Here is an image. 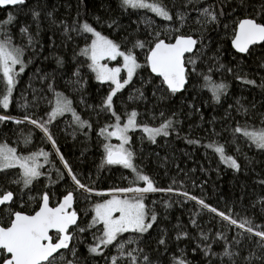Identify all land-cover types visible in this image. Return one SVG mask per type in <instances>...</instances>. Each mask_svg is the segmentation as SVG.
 Masks as SVG:
<instances>
[{
	"label": "snow or ice",
	"instance_id": "1",
	"mask_svg": "<svg viewBox=\"0 0 264 264\" xmlns=\"http://www.w3.org/2000/svg\"><path fill=\"white\" fill-rule=\"evenodd\" d=\"M200 2L201 0H183V6L187 9L188 5H198ZM79 3L82 4L83 0H79ZM240 5L242 10H246L245 0H240ZM9 6L17 12L23 11L27 0H0V8ZM118 7L129 16L144 10L171 24L153 27V19L145 16L142 21L144 29L137 23L134 30L136 35H133L117 19H110L108 28L127 33L117 42L108 35H103L87 20H81L79 11L71 23L61 20L58 25L52 12L46 14L53 25L61 28L64 37L61 43L64 47L70 41L82 38L83 46L77 44L78 51L74 50L77 67L73 75L76 80L71 83L78 85L76 91H82L88 80L82 77L81 69L86 68L99 85L98 103L86 104L82 96L80 99V103L85 104L96 115L95 126L91 117L82 119L73 107V100L57 90L54 73L39 77L42 88L33 89L30 100L21 94L23 102L19 106L24 110L22 116L16 117L8 111L14 102L19 77L25 72L27 65L32 63L31 57H38L43 50V44L39 40L41 13L34 8L29 9L37 22V31L33 34L28 26L20 27V36L26 40L21 43L16 42L9 27L16 19L13 13L9 11L6 19L0 21V125L6 126L7 122H11L17 126H25L15 130L17 145L23 143L27 147L32 137L36 136L41 144H50L52 149L50 152L37 147L25 155L18 152L17 147L9 146L6 142L0 143V264H99L96 258L103 259L105 264H158V258H154L152 253H159L161 246L167 252L168 242L166 234H160L156 238V248L151 247L150 230L157 225L158 217L155 209L149 208L145 200L149 194L154 193L182 196L183 202L195 201L202 210L214 213L229 226L242 230L231 238L223 232H217L214 237L201 232V240L209 241L211 238V243L203 246L198 243L192 251L195 253L199 250L208 258V264H213L212 257L217 258L219 264H237L245 241L259 250V255L250 251L243 258L245 264H252L253 260L264 264V224H253L250 219L238 221L195 195L181 191L182 183L179 188L171 185L167 188L160 187L135 162L134 137L129 133L139 130L142 133L140 139L143 141L146 137L153 144L157 143L158 137L168 138L173 132L178 135L176 125L180 121L175 119L176 112L171 111V115H166L161 108L158 126L149 125L146 121L138 120L140 113L135 108L129 111L123 100V90L129 85L132 87L127 99L132 102L144 100V87L151 85L152 96L162 103L176 97L178 93L187 92L186 85L189 84L190 77L197 76L202 80L199 85L201 90L209 91L212 101L220 104L222 97L228 95L229 85L216 82L213 75L221 70L232 73L233 69L225 68L216 57L209 58L215 63L205 60V50L208 47L204 43L206 33L222 29L224 37L230 40L231 49L234 50L233 59L238 65L247 58L259 61L257 66L264 68V5L258 12L241 16L234 15L233 9V13L229 14L230 22H225L221 19L225 16L223 9L217 12L215 4L209 0L203 7L194 6L190 10L197 13L193 19L195 28L188 25L190 11H177L173 15L162 0H119ZM96 21L100 23V18L97 17ZM185 28L188 31H184ZM141 31L144 33L142 37L139 35ZM52 43L55 45V41ZM29 51L31 56H28ZM141 52L144 55L143 64L139 62ZM79 57L83 59L80 60ZM103 61L118 63L115 67H109ZM56 62L58 66L64 64L62 57H57ZM205 65L207 71L203 70ZM141 68L148 70L151 75L147 80L141 78V87L137 88L133 78ZM121 73L126 75L122 76ZM234 78L244 85L264 89V76L259 84L255 79H249L246 74L241 75L239 72L234 73ZM104 86H107L106 91ZM117 101L121 102L122 110L117 107ZM41 105L45 106L43 112H40ZM236 105L237 114L250 116L249 109L239 100ZM232 108L233 105L229 104L226 112L229 117ZM66 114H70L71 119L63 131L67 133V128H72V132L67 134L73 138L77 132L85 137L95 132L102 148L99 169L119 167L129 170L131 179L121 174L122 179L129 180L127 186H113L107 191H101L93 186L95 181L90 175L82 176L73 169L61 153L53 132V128L59 127V118ZM151 118L157 119L155 114ZM231 118L235 121L234 124L226 125L223 129L229 133V137H225V143L236 144L243 139L249 147L254 146L264 153V114L261 116L260 127L247 119L242 123L235 120V117ZM220 136L221 132L213 127L208 133V143L202 144L200 139H185L186 143L203 147L206 152L211 149L222 163L239 172L241 164L238 159L227 155L225 145L215 139ZM113 139L118 143H112ZM236 150L239 152V147ZM53 153L63 165V170L55 168L54 161L50 159ZM46 165L55 169V181L51 171H44ZM41 177H45L47 183ZM61 181L64 182V192L53 203L55 193L51 191V187ZM172 183L176 184V181L173 180ZM258 183L264 185V179ZM77 193L88 202L83 215L76 206L79 203ZM152 203L155 204L156 201L153 200ZM258 203L261 211H264V198ZM26 205L31 207V211L27 210ZM165 206L170 205L166 203ZM196 215L199 213L193 214ZM190 222L193 227L199 228L195 218H191ZM89 236L91 242H87ZM182 237H187V232L178 233L176 240L179 241ZM217 241H223L221 252L213 251L212 245ZM81 244L87 248V256L80 253ZM177 249L179 254L171 256L170 264H191L185 250L179 248V245Z\"/></svg>",
	"mask_w": 264,
	"mask_h": 264
},
{
	"label": "trees",
	"instance_id": "2",
	"mask_svg": "<svg viewBox=\"0 0 264 264\" xmlns=\"http://www.w3.org/2000/svg\"><path fill=\"white\" fill-rule=\"evenodd\" d=\"M206 2H209V0H201L198 5L190 4L185 9L183 0H162V3L170 9L173 15L177 11H190L194 6L203 7ZM211 2L215 4L217 12L221 8L223 9L225 16L221 19L225 22H230L231 17L229 14L233 13V9H235L234 15L241 16L254 11L258 12L261 6L264 5V0H245L247 7L246 10H242L240 0H211ZM118 4L119 0H83L82 4L79 3V0H27V6L23 11L17 12L13 8L0 9V21L6 19L9 11L16 17L9 27L17 43L26 42L20 36V27L28 26L29 31L33 34L37 31V22L33 19L32 12L29 9L34 8L41 13L39 17V40L43 44V50L40 51L38 57H31L32 63L27 65L25 72L19 77V84L14 92V102L8 110L12 115L22 116L24 110L19 106L23 102L22 95L30 100L32 90L42 88L39 77L54 73L57 90L73 100V107L76 108L82 119L91 117V122L95 126L96 115L86 108L85 104H81L80 99L82 96L86 104L98 103L97 89L99 85L86 68L81 69L82 77L88 80V84L83 90L76 91L78 85L71 83L76 80L73 75L77 67L74 50L78 51L77 44L83 46L82 38L70 41L68 46L64 47L61 43L64 37L61 28L57 25L61 20L71 23L76 18L77 11H79L81 20H87L103 35H108L109 38L120 42L121 37L127 33L122 30L116 31L108 28L107 23L110 19H117L123 28H127L128 32H132L133 35H136L134 30L137 28V23H139L141 29H144L142 21L145 16L153 19V27L171 24V22L163 21L161 18L155 17L153 13H146L144 10L129 16L127 12H122ZM47 12L53 13L57 25L51 23L46 15ZM196 15L195 11H190L188 25L192 28L196 27L193 22ZM97 17L100 18V23H97ZM184 31H188V28H185ZM139 35L142 37L144 35L143 31ZM50 37L51 39H49ZM206 37L204 43L208 47L205 50V60L215 63L214 60H209V58L216 57L220 63L225 65V68L233 69L232 73L221 70L213 75L216 82H224L229 85L228 95L222 97L220 104H215L211 99V93L206 89L201 90L199 87L202 80L197 76L190 77L189 84L186 87L187 92L178 93L176 97L162 103L152 96L151 85L144 87L145 99L136 102L128 101L129 89L132 86L126 87L123 90V100L126 102L129 111L135 108L140 113L138 120L146 121L149 125L158 126L160 122L159 112L162 108L166 115H171V111H175L177 114L175 119L180 121L176 125L178 135L173 132L168 138L158 137L156 144L150 143L146 137L142 141L140 139L142 133L139 130L131 133L130 136L134 137L135 162L144 174H147L160 187L167 188L171 185L173 188H179L182 183L183 188L180 189L181 191H187L191 195H195L210 206L231 215L232 218L238 221L250 219L253 224H264V211H261V205L258 203L261 198H264V185L258 183L259 180L264 179V153L255 149L254 146L249 147L243 139L237 141L236 144H226L225 137H229V133L223 131L226 125L234 124L235 121L231 117H235V120L242 123L247 119L256 127L261 126V116L264 114V89L242 84L241 81L234 78V73L246 74L247 78L255 79L259 84L261 77L264 76V68L257 66L259 61L247 58L238 65V62L233 59L234 50L231 49L230 40L224 37L222 29L209 31L206 33ZM53 41H55V45H53ZM28 56H31V51H29ZM57 57L63 58V66L57 65ZM78 59L82 60L83 57ZM139 59H142L144 63L142 52ZM197 63L199 66L200 61L198 60ZM203 70L207 71L206 65L203 66ZM150 75L148 70L139 69L137 76L133 79L135 86L137 88L141 87V78L147 80ZM106 88L107 86H104L105 91ZM158 95L159 93H157ZM237 100L249 109V117L237 114ZM229 104L233 105L230 110L231 117L226 114ZM154 105L158 106L154 108ZM44 107V105H41L40 112L44 111ZM117 107L122 110L120 101H117ZM152 114L156 115V120H152ZM70 119V114L60 117L59 127L53 128V132L61 153L73 169L82 176L90 175L92 180L95 181L93 186L101 191H107L113 186H127L129 180L122 179L121 174L123 173L131 179L129 170L119 167L99 169L102 148L98 144L95 132L89 133L87 137L77 132V135L73 138L72 135L67 134L72 132V128H67V133L63 131ZM18 127L24 128L25 126H17L11 122H7L6 126L0 125V143L6 142L9 146L17 147L18 152L23 154H28L30 150H36L37 147H43L45 151H52L50 144H41L36 136L32 137L31 143L27 147L23 143L17 145L15 143L17 139L15 130ZM213 127L217 132H221V136L215 139H219V142L225 145L226 154L237 158L238 163L241 164L239 172L222 163L219 156L211 149L206 152L203 147L186 143L185 138L200 139L202 144L208 143V133ZM37 135L39 134L37 133ZM237 147L240 149L239 152L236 150ZM55 157L53 153L52 158L59 166L60 162L57 159L55 160ZM55 180L53 179V181ZM173 180L176 181V184L172 183ZM85 182L88 183V181ZM36 194L32 193V195ZM55 195L57 194L55 193ZM24 199L27 201L26 196ZM153 200L156 201L155 204L152 203ZM183 201L184 197L171 193L149 194L145 200L149 208L155 209L158 217L157 225H154L153 229L150 230L152 235L151 247L156 248V238L160 234H166L168 242L167 252L161 246L159 253L155 251L152 253L154 258H158V264H170L171 256L174 253L179 254L177 245L185 250L187 259L191 261V264H208V258L204 257L199 250L195 253L192 251L198 243L201 246L211 243V238L209 241L201 240V232L209 234L210 237H214L217 232H223L231 238L237 231H242L234 226H229L227 222L222 221L214 213L202 210L195 201ZM166 203L170 206L166 207ZM79 207L81 215H83V209L88 207V202L84 201L81 196ZM26 208L31 211V207L26 205ZM194 213H199V215L193 216ZM88 218L90 219V216ZM191 218L197 220L199 228L193 227L190 222ZM183 232H187V237H182L177 241V234ZM127 235L129 234H125V236ZM245 236H247V233H245ZM87 242H91L90 236ZM212 247L213 251L221 252L223 241H217ZM241 247V256L237 258V264H245L243 258L248 256L250 251H255L259 255V250L255 249L254 246H249L246 241ZM79 251L87 256V248L84 244L79 245ZM96 259L99 260V264H105L103 259ZM211 259L213 264H219L217 258L212 257ZM252 264H259V261L253 260Z\"/></svg>",
	"mask_w": 264,
	"mask_h": 264
},
{
	"label": "flooded vegetation",
	"instance_id": "3",
	"mask_svg": "<svg viewBox=\"0 0 264 264\" xmlns=\"http://www.w3.org/2000/svg\"><path fill=\"white\" fill-rule=\"evenodd\" d=\"M50 159L53 160L52 156L50 157ZM56 159L59 161V159L55 157V160ZM54 164H55V168H60L61 170H63V165L61 164V162H60V165L59 166L56 164L55 161H54ZM44 171H51L52 179L55 180V178H56V171H55V169L51 165H46ZM41 180L44 181L45 183H47V180H46L45 177H41ZM54 189H56V191H54ZM59 189H60V191H59ZM62 189H64V182L63 181H61L58 185L57 184H53L52 185L51 191L57 194L53 198V203L56 202V198L55 197H60L61 194L64 192V190H62ZM77 200L79 201V203L76 206L80 209V207H79L80 206V194L79 193H77Z\"/></svg>",
	"mask_w": 264,
	"mask_h": 264
},
{
	"label": "rangeland",
	"instance_id": "4",
	"mask_svg": "<svg viewBox=\"0 0 264 264\" xmlns=\"http://www.w3.org/2000/svg\"><path fill=\"white\" fill-rule=\"evenodd\" d=\"M104 63H107L108 65H109V67H115V66H117V61H103ZM139 62L141 63V64H143V60L142 59H139ZM121 75L122 76H124V75H126V73H121ZM135 78V77H134ZM133 78V79H134ZM131 133H129V135H130ZM112 143H118V141H116L115 139H113V141H112ZM25 155H27V154H25ZM27 197V196H26ZM99 199V198H98Z\"/></svg>",
	"mask_w": 264,
	"mask_h": 264
},
{
	"label": "water",
	"instance_id": "5",
	"mask_svg": "<svg viewBox=\"0 0 264 264\" xmlns=\"http://www.w3.org/2000/svg\"><path fill=\"white\" fill-rule=\"evenodd\" d=\"M8 8H11V6H9ZM0 9H7V8H0ZM257 46H259V45H257ZM257 46H256V47H257ZM187 86H188V85H186V87H187Z\"/></svg>",
	"mask_w": 264,
	"mask_h": 264
}]
</instances>
